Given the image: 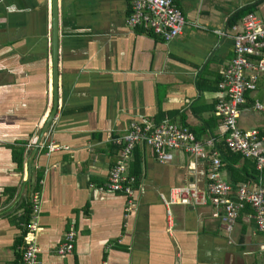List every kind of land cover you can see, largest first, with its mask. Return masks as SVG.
Segmentation results:
<instances>
[{"label": "crops", "instance_id": "0c3cea01", "mask_svg": "<svg viewBox=\"0 0 264 264\" xmlns=\"http://www.w3.org/2000/svg\"><path fill=\"white\" fill-rule=\"evenodd\" d=\"M57 1L58 107L37 145L53 104L51 0H0V264L19 256V217L34 192L38 264H264V234L250 207L227 231L209 194L201 204L164 202L185 183L205 189L209 160L180 149L159 160L138 143L127 163L130 174L140 160L131 204L100 188L119 150L110 138L131 120L167 116L224 146L218 84L242 17L231 18L257 2L264 16V0H174L187 24L168 40L127 25L130 0ZM245 98L240 124L262 125L250 99L264 100V79ZM52 141L59 147L49 150ZM15 148L23 150L20 165ZM248 160L240 157L239 167ZM220 172L232 181L224 162ZM70 232L73 250L57 253Z\"/></svg>", "mask_w": 264, "mask_h": 264}, {"label": "built area", "instance_id": "2783aa9c", "mask_svg": "<svg viewBox=\"0 0 264 264\" xmlns=\"http://www.w3.org/2000/svg\"><path fill=\"white\" fill-rule=\"evenodd\" d=\"M131 8L127 14V25L141 28L146 32L159 35L165 40L180 34L187 20L184 12L174 0H130ZM234 54L229 65L223 70L218 84L219 95L216 102V113L222 123L224 143L232 151L239 152L244 159L254 160L257 170L264 169V123L254 127H243L240 124L242 107L246 102L245 93L257 87V81L264 79V16L253 12L244 14L240 23L233 24ZM252 107L264 116V100L255 99ZM119 144L115 161L111 164L105 186L102 190L122 192L128 204L135 191L137 178L127 173V163L136 143L149 146L159 160H165L169 149H180L194 157L209 160L206 187L201 189L185 183L177 186L171 198L164 197V202L180 200L185 203H206L207 194L215 205L212 214L220 217L223 227L230 231L240 211L248 205L253 213L257 230L264 234V177L258 176L253 188L246 184L233 185L221 177L223 163L221 151L216 139L209 136L198 139L194 131L186 124L161 118L150 122L146 118L131 120L123 135L111 137ZM40 142L38 143V145ZM49 150L59 147L50 142ZM38 192L32 196L31 223L19 246V256L9 264H38L36 243V214L39 211ZM128 208V207H127ZM129 209V208H128ZM75 233H67L57 246V253L73 250ZM264 260V258H263Z\"/></svg>", "mask_w": 264, "mask_h": 264}, {"label": "trees", "instance_id": "16d2710c", "mask_svg": "<svg viewBox=\"0 0 264 264\" xmlns=\"http://www.w3.org/2000/svg\"><path fill=\"white\" fill-rule=\"evenodd\" d=\"M257 5H258V2L253 3V4H249L245 7H243L238 12H236V14H234L231 18V22H232L231 24L235 23L244 14H246L248 12H253ZM245 94H247V92ZM250 102H253V100L250 99ZM161 118H163V116ZM194 133H195L196 137L198 138V135L196 134L195 131H194ZM138 143H142V142H138ZM138 143H136V144H138ZM136 144H135V146H136ZM135 146H134V148H135ZM220 150H221V154H222V160L229 170L230 177L232 180L231 182L233 185L248 184L251 182H256L258 179V176H260V175L264 177V169L257 170L255 168L254 160H252L251 158H249V160L246 162L245 168L241 169L238 165L240 157H242L239 152L232 151L229 147L226 146L225 143H224V146L220 148ZM14 152H15V158L18 160V164L20 165L22 163L23 150H22V148H19V152L17 153V149L15 148ZM132 164H133V168L130 170V174L134 175L138 180V177H139L138 173L140 171V160L134 159ZM39 178L40 177H37L33 183H30L31 184V190L39 191V189H40V185L38 184ZM26 201L27 202L23 205L24 211L22 212L21 216L19 217V220L23 223L24 227L22 228L23 231H22L21 236L14 241L16 246H20L22 243H24V236L26 235V233L29 229L28 225L31 223V220H32L31 214H32V204L33 203H32V201L30 202L29 199H27ZM246 206H248V205H246ZM17 254H19V250H18Z\"/></svg>", "mask_w": 264, "mask_h": 264}, {"label": "water", "instance_id": "95a60500", "mask_svg": "<svg viewBox=\"0 0 264 264\" xmlns=\"http://www.w3.org/2000/svg\"><path fill=\"white\" fill-rule=\"evenodd\" d=\"M51 13H52V35H51V49H52V87H53V104L51 111L46 118L43 126L40 129V133L37 140V145L40 142L44 132L48 128L50 122L55 116L57 107H58V65H57V38H58V1L51 0ZM31 156L28 160V181H30V164H31Z\"/></svg>", "mask_w": 264, "mask_h": 264}, {"label": "clouds", "instance_id": "9594fccd", "mask_svg": "<svg viewBox=\"0 0 264 264\" xmlns=\"http://www.w3.org/2000/svg\"><path fill=\"white\" fill-rule=\"evenodd\" d=\"M155 154V153H154ZM222 156V155H221ZM223 161V160H222ZM223 164V163H222ZM221 167H222V165H221ZM228 181V180H227ZM229 182H231V181H229ZM232 183V182H231ZM211 202V201H210ZM212 203V202H211ZM252 210V209H251ZM252 213H253V211H252ZM254 219V218H253ZM255 221V220H254ZM257 229V228H256ZM259 232V231H258Z\"/></svg>", "mask_w": 264, "mask_h": 264}]
</instances>
